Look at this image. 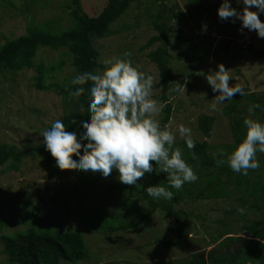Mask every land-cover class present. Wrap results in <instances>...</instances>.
<instances>
[{"label":"rangeland","instance_id":"obj_1","mask_svg":"<svg viewBox=\"0 0 264 264\" xmlns=\"http://www.w3.org/2000/svg\"><path fill=\"white\" fill-rule=\"evenodd\" d=\"M79 1L93 10L101 8L95 0ZM197 1L202 9H197L189 0L163 2V6H166L164 26L174 36V39H169L167 66L173 76L181 81L170 83L165 94L166 102L170 104L172 111L167 125L174 131L180 124L190 127L192 138L198 143L206 141L211 148V156L215 157L218 155L217 148L232 144L233 138L228 119L222 114L227 101L217 105L216 110L210 108L216 93L212 92L206 75H212L217 66L223 64L232 77L230 86L239 85L244 93L264 94V58L257 59L249 53V48L263 51L264 39L258 38L255 31L240 30L239 20L233 23L219 19L216 9L208 14L204 11V8L210 5H220L222 0ZM20 2L23 1H16L18 4ZM66 4L75 8L72 0H50L45 8H33L29 17H33L36 23L52 18H65L61 21V26L66 27L67 11L63 10ZM231 5L238 11L242 9V5L237 4L236 0H231ZM159 6L158 0H143L138 9L136 4H132L130 9L112 24L110 34L95 43V48L100 54V70L105 67L104 60L122 57L125 51L130 52L133 64H138L140 70L153 76L152 98L164 107L161 92L156 88L159 82L158 71L148 58V54L154 52L160 43L141 50L150 38L157 36L152 22ZM0 15L3 16L0 19V45L4 42L3 38L9 37L10 34L16 38L26 33V20L19 12H8L7 9L0 8ZM197 18L209 21L203 23L207 25L206 30L202 31L201 26L196 24ZM259 18L264 21V14ZM227 43L231 49L228 56L225 55L229 53L226 51ZM215 48L217 58L214 55ZM234 54L236 55L233 56ZM39 57L44 62L49 59L56 62L59 59L55 53L47 50H42ZM72 71L70 66L63 67L54 82L65 80ZM30 74L26 73L16 83L6 79L4 86L0 84V144H7L17 151L43 146V137L40 134L56 119H61L71 112L69 108L63 110L61 98L53 90H32L28 84ZM66 83L71 84L68 81ZM182 84L185 89L178 90L177 86ZM203 116L213 119V132L209 139L197 131L198 118ZM163 117L161 109L155 118L161 122ZM181 140L177 133L174 146L179 145ZM36 156L38 157H34V161L29 156L23 158L18 172L0 174V207L4 208V217L9 225L8 234L27 229L30 226V212H36L35 219L39 217L42 221L37 223L35 228L51 232H56L54 229L58 232L78 231L83 236L88 250L87 258L77 263L61 261L59 264H183L192 256L193 252L189 250L191 245L188 243L183 248L172 249L154 244L157 239L165 240L170 237L175 232L176 225L173 219L166 218L160 211H156L144 224L138 223L134 216L142 215L141 210L145 203L137 199L129 201L131 208L125 211L129 223L138 224L137 229L112 235L102 230L91 233L88 230V222L92 219L82 217V214L92 210L116 214L122 199L127 200L128 195L117 198L115 191L107 190L108 186L121 183L112 174L118 172L113 170L105 178L99 173L82 172L78 168L60 170L51 157L53 175L48 177L42 155ZM37 165L40 167L37 168ZM150 179L145 173L136 185L146 189L153 185ZM59 193H62V197L58 199ZM224 202L229 200L174 204L173 209L182 219L187 238L192 241L193 246L201 248H193L196 249L195 253H207L211 248L207 245L208 235L215 236L219 233L223 238L224 234L230 233L231 236H241L240 228L247 219L250 221L260 218L259 215H248L245 219L237 214L225 218L223 211L229 207L224 206ZM239 214L241 215L240 211ZM223 218L226 227L218 230L215 221ZM92 224L95 222L92 221ZM1 249L0 245V263L7 264V258Z\"/></svg>","mask_w":264,"mask_h":264},{"label":"trees","instance_id":"obj_2","mask_svg":"<svg viewBox=\"0 0 264 264\" xmlns=\"http://www.w3.org/2000/svg\"><path fill=\"white\" fill-rule=\"evenodd\" d=\"M16 1L19 0H0V8L7 9L8 12H19L26 20L24 35L13 38L10 34L9 37L3 38L4 42L0 45V84L4 86L6 79L16 83L18 79L23 78V75L31 73L28 78L30 88L36 92L53 90L59 95L63 110L71 109L70 114L66 113L61 120L69 125V130L79 135L82 120L88 115L86 111L87 91L78 98L72 97L69 93L77 86L66 82H71L77 74L102 67L98 63L100 54L95 48V43L110 34L112 24L121 18L132 4H136L138 9V5L143 0H95L98 6L101 5L99 10H93L85 4L82 5L79 0H72L75 8L66 4L63 9L64 12L67 11L68 25L66 27L61 26V21L65 18H52L36 23L33 17H29L33 8H45L50 0H43V2L42 0H22L23 2L19 4ZM189 1L195 4L197 9H202L199 1ZM158 2L160 6L152 22L157 36L150 38L141 50L160 43L154 52L148 54V58L158 71L159 82L156 88L160 90L161 101L164 103L162 108L164 117L161 121V127H163L169 122L172 113L171 106L166 102L165 97L168 86L170 83L178 81L181 83V81L173 76L167 66L169 39H174V36L164 26L166 13V6H163L164 0H158ZM218 7L219 5H210L204 8V11L208 14L213 9L217 10ZM2 17L0 15V19ZM196 22L198 26H201L202 23L209 21L197 18ZM228 46L229 43L226 45V51L229 52L225 54L226 56L231 53ZM42 50L55 53L59 57L58 61L50 59L46 62L41 61L39 54ZM249 53L257 59L264 58V50L256 51L249 48ZM214 55L217 56V50ZM65 66L72 68L71 74H68L65 80L54 82L57 79L56 75ZM84 87L87 90L88 84L86 83ZM252 104L260 106L255 109L254 114L248 112ZM81 105L85 109L83 112ZM222 114L228 119L233 143L219 146L217 156H211V148L206 141L198 143L194 140L195 148L191 150L186 147L183 140L177 145L197 174L196 182L186 183L180 190L170 188L169 190L174 193V198L171 200L148 197L145 189L138 185L123 183L110 185L107 190L115 191L117 198L128 195L127 200L122 199L116 214L101 213L98 210L82 214V217L92 219L88 222V230L91 233L102 230L112 235L116 232L137 229L138 224L129 223L125 215V211L131 208L129 201L137 199L145 203L142 206V215L134 216L138 223L144 224L156 211L164 213L166 218L173 219L176 225L175 232L165 240H155L154 244L161 245L165 249L183 248L187 243L190 244L189 250H192L193 253L190 252L192 256L183 264H264V154L257 153L260 167L249 170L248 175L232 172L226 163L228 155L246 134L243 120L253 118L264 121V94L255 95L250 92L243 95L237 94L232 100L226 102ZM73 120L74 124L71 123ZM212 124V118L200 117L197 121V131L204 138L209 139L213 132ZM80 138L85 139L83 136ZM38 154L42 155L45 172H48V177H51L53 160L44 145L17 151L7 144H0V174L18 172L23 158L29 156L34 161V157H38L36 156ZM221 160L225 163L220 164ZM150 163L153 164L154 171L146 174L151 177L153 185L167 186L166 173L160 172V166L155 165V162L150 161ZM39 167L37 165V168ZM112 174L118 179V173L113 172ZM58 195V199L62 197V193ZM222 200H229V202H224V206L229 207L228 210L223 211L225 218L234 214L245 219L248 215H259L260 218L250 221L247 219L240 228L241 236H231L232 234L226 233V230L223 231L226 233L223 238L219 233L215 236L208 235L207 245L211 248L207 253L204 251L195 253L196 249L193 248L199 247L193 246L192 241L187 238L188 234L185 232L182 219L173 209L174 204L188 201L220 202ZM52 201L54 202L55 199ZM36 215V212H30V226L27 229L8 234L9 225L4 217V208L0 207V245L2 254L7 258V264H59L61 261L77 263L87 258L88 250L80 232H58L57 229H54L56 232H51L47 229H37L36 224H40L42 220L39 217L35 219ZM225 218L215 221L218 230L226 227L223 221ZM92 221L95 224H92ZM213 245L215 246L212 247Z\"/></svg>","mask_w":264,"mask_h":264},{"label":"clouds","instance_id":"obj_3","mask_svg":"<svg viewBox=\"0 0 264 264\" xmlns=\"http://www.w3.org/2000/svg\"><path fill=\"white\" fill-rule=\"evenodd\" d=\"M236 3L242 5L241 10L232 7L231 0H222L217 8L219 19L233 23L239 20L240 30L255 31L258 38L264 39V21L259 18L264 14V0H236ZM206 28L202 23L201 30ZM130 57L131 53L125 51L122 57L104 60L103 70L77 74L71 81L77 87L69 94L78 98L87 91L88 113L82 120L79 135L69 130L63 120L56 119L40 134L42 143L60 170L78 168L105 178L116 170L119 181L125 185H136L145 173L153 172L150 161L155 162L160 172L166 173L168 183L167 186H148L145 192L153 199L171 200L174 193L170 188L180 190L184 184L198 180L182 150L174 147L178 133L186 147L194 149L192 130L184 124L178 125L175 131L167 124L161 127L155 117L163 105L152 98L154 78L140 70L138 64H133ZM206 80L216 93L210 105L212 110L235 95L244 94L239 85H229L232 77L223 64H219L212 75H206ZM177 88L185 89L183 84ZM259 107L252 104L248 112L254 114ZM81 111H85L83 105ZM243 124L246 134L228 155L226 163L232 172L248 175L249 170L260 167L257 153L264 154V121L245 118Z\"/></svg>","mask_w":264,"mask_h":264}]
</instances>
